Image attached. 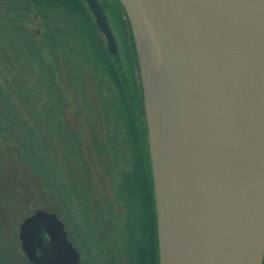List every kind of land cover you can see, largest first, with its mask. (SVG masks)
I'll return each instance as SVG.
<instances>
[{
  "label": "water",
  "instance_id": "obj_1",
  "mask_svg": "<svg viewBox=\"0 0 264 264\" xmlns=\"http://www.w3.org/2000/svg\"><path fill=\"white\" fill-rule=\"evenodd\" d=\"M85 1L116 54L102 4ZM120 1L140 59L159 264H261L264 0H215L211 10L209 0ZM139 41L159 65L160 120L149 111ZM18 237L33 264L80 260L45 208L24 217Z\"/></svg>",
  "mask_w": 264,
  "mask_h": 264
},
{
  "label": "trees",
  "instance_id": "obj_2",
  "mask_svg": "<svg viewBox=\"0 0 264 264\" xmlns=\"http://www.w3.org/2000/svg\"><path fill=\"white\" fill-rule=\"evenodd\" d=\"M99 1L123 24L120 0ZM129 38L110 53L85 0H0V217L55 212L78 264H159ZM103 181L111 197L95 193Z\"/></svg>",
  "mask_w": 264,
  "mask_h": 264
},
{
  "label": "rangeland",
  "instance_id": "obj_3",
  "mask_svg": "<svg viewBox=\"0 0 264 264\" xmlns=\"http://www.w3.org/2000/svg\"><path fill=\"white\" fill-rule=\"evenodd\" d=\"M125 17H126V14H125V16L122 17L123 24L118 19H116V17H114V16H111V19H109V22H110L111 28L113 30V33H114V36H115V39L117 42L118 52L125 51L126 43L129 44V39H130L129 33L131 34L132 40L134 43V50H135V54H136V58H137V63H138V67H137L135 73L137 74L136 78L141 85L140 59L138 57V51L136 50V43H135L132 28H131L129 22L127 25L125 24V22H124ZM104 39H105V37H104ZM105 42H106V39H105ZM106 44H107V42H106ZM103 177H104L103 175L100 176V178H103ZM107 185H109V184L108 183L105 184L104 181L98 182L97 185H95L96 188L94 187L95 193H97V195H99V196H104L105 198H106V196L111 197L110 188ZM20 207L21 206L19 205L18 209H17V211L21 212L20 214H16L13 211H11V212H8L6 214V217H0V249L2 248L1 250H3V252H7L4 250L5 248L9 249L11 251L15 250L16 252H18L19 257L21 256L20 251H19L20 250V248H19L20 242L18 239L19 224L23 220L24 217L30 215L35 209H37V208H31L29 213H24ZM68 210L69 211L71 210L69 208V206H68ZM74 215L77 216V223L83 224V222L80 221L79 215L76 212ZM69 227H71V226L69 225ZM22 258H23V256H21V261H22ZM0 259L3 260L1 255H0Z\"/></svg>",
  "mask_w": 264,
  "mask_h": 264
},
{
  "label": "bare ground",
  "instance_id": "obj_4",
  "mask_svg": "<svg viewBox=\"0 0 264 264\" xmlns=\"http://www.w3.org/2000/svg\"><path fill=\"white\" fill-rule=\"evenodd\" d=\"M215 0H209L207 5L210 10L211 6L215 3ZM210 14V12H209ZM207 18H211L210 15H205ZM140 42V41H139ZM140 56L143 67V77L149 88L148 106L151 115L156 119H162V82L160 77L159 65L149 49H147L141 42L139 43Z\"/></svg>",
  "mask_w": 264,
  "mask_h": 264
},
{
  "label": "flooded vegetation",
  "instance_id": "obj_5",
  "mask_svg": "<svg viewBox=\"0 0 264 264\" xmlns=\"http://www.w3.org/2000/svg\"><path fill=\"white\" fill-rule=\"evenodd\" d=\"M64 225H65V223H64ZM65 229H66V227H65ZM18 239H19V237H18ZM19 242H20V240H19ZM19 248H20V250H19L20 254H21V256H23L22 261H21V256L19 257L18 252H16L15 250L11 251V250L5 248L4 250L7 252H3V250H1L2 249L1 248L0 249L1 250L0 255L3 258V260L0 259V264H33L27 259L24 251L21 249V245L19 246Z\"/></svg>",
  "mask_w": 264,
  "mask_h": 264
}]
</instances>
